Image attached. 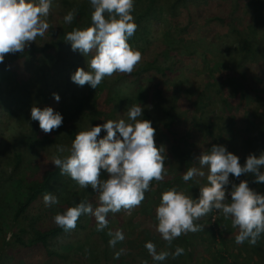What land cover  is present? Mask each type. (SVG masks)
Returning a JSON list of instances; mask_svg holds the SVG:
<instances>
[{
  "label": "trees",
  "instance_id": "trees-1",
  "mask_svg": "<svg viewBox=\"0 0 264 264\" xmlns=\"http://www.w3.org/2000/svg\"><path fill=\"white\" fill-rule=\"evenodd\" d=\"M72 9L74 19L66 23L63 17ZM91 12L89 0H53L45 18L50 25L45 34L29 42L22 52L6 53L0 63V108L20 128L4 149L11 164L10 174L0 171L2 263H22L23 251L33 253L35 259L45 255L70 258L63 249H70L71 243L62 238L86 228L87 214H81L75 228L69 230L53 219L45 223L42 214L54 211L55 206L57 212H63L81 200L91 202L89 188L66 187L67 193L55 206L33 212L44 193L60 194L72 180L50 162L56 145L70 147L77 131L114 119L119 112L125 115L127 107L135 103L142 105L143 117L152 121L157 146H165L166 172L162 180L150 181L143 201L127 209L128 215L113 219L115 213L110 212L104 230L89 231L85 252H80L82 248L74 251L79 261L264 264V233L255 244L247 240L237 244L238 229L221 210L213 209L194 220L202 225L200 230L182 233L171 244L156 231L155 220L164 190L175 187L198 197L207 169L203 168L204 177L184 181L182 176L188 167L198 168L200 154L212 144L226 145L240 157L241 164L249 153L259 155L264 150V0H134L132 15L137 27L128 39L141 53V59L131 73L106 75L97 88L71 80L78 67L87 70L91 53L87 57L73 51L65 40L73 28L91 23ZM194 63L192 73L174 83L172 72ZM127 82L132 93L121 92L120 86ZM166 83L171 88L174 83L170 93L165 92ZM143 84H147V92ZM54 92L59 93V101L54 99ZM33 104L52 106L62 114V124L49 133L43 132L39 122L31 119ZM99 135H105V130ZM101 175L106 177L107 173L102 169ZM243 179L264 194V182L256 183L253 174H241L239 178L230 174V181L239 183ZM125 211L122 208L118 212ZM117 228L124 232L125 239L110 247L108 229ZM147 241H152L158 252L168 251L170 255L154 262L144 246ZM176 246L184 251L173 258L171 252ZM121 248L124 251L116 257ZM98 259L102 262L97 263Z\"/></svg>",
  "mask_w": 264,
  "mask_h": 264
},
{
  "label": "clouds",
  "instance_id": "clouds-1",
  "mask_svg": "<svg viewBox=\"0 0 264 264\" xmlns=\"http://www.w3.org/2000/svg\"><path fill=\"white\" fill-rule=\"evenodd\" d=\"M53 0H0V63L6 53L24 51L29 42L43 36L50 25L46 21ZM91 23L76 27L66 33L65 40L71 43L73 51H79L87 59V70L78 67L71 80L83 86L88 83L97 88L102 79L114 72L131 73L141 59L139 50L129 43L136 30L132 15L134 0H89ZM75 10H69L63 17L68 23L74 19ZM59 101V93H53ZM32 120L39 122L40 129L49 133L63 122V116L52 106L39 107L33 104L30 110ZM126 119H104L102 124L85 127L76 132L70 147L56 145V154L51 163L60 168L61 174L69 175L81 188L91 186L96 194L95 206L81 200L68 206L63 212L54 215V221L65 230L76 226L81 214L95 218L96 230H104L109 220L108 214L138 206L149 189L150 181L162 180L165 146H157L154 140L155 128L150 119L142 114V105L133 103L127 107ZM105 135L100 136L101 130ZM99 137V138H98ZM201 168L188 167L182 179L205 176L206 182L199 186L198 197L193 198L185 191L169 188L161 193L155 209L156 231L169 244L182 233L200 230L202 225L194 220L211 210H221L225 218H231L237 244L245 240L255 244L264 233V194L249 186L247 179L236 183L230 181V174L239 178L250 173L256 183L264 182V150L259 155L249 153L243 164L240 157L223 144H212L198 158ZM107 176L101 175V170ZM231 184V187H227ZM230 195V199L228 195ZM228 200V202H226ZM46 207L56 205V195L46 192L43 195ZM110 247H115L125 239L124 232L117 228L108 229ZM145 248L154 262L164 261L170 253L157 251L152 241ZM124 251L119 249L115 256ZM184 249L176 246L171 252L173 258L181 255ZM147 264V261H142Z\"/></svg>",
  "mask_w": 264,
  "mask_h": 264
},
{
  "label": "rangeland",
  "instance_id": "rangeland-1",
  "mask_svg": "<svg viewBox=\"0 0 264 264\" xmlns=\"http://www.w3.org/2000/svg\"><path fill=\"white\" fill-rule=\"evenodd\" d=\"M185 64V63H183ZM181 66H184V68L182 67H179L176 69V72L173 71L172 74H171V77L174 78V83H179L183 80V78L187 75L184 76V74H187L189 75V72L192 71L195 69V63L193 65H188L185 66V65H181ZM181 71H183L181 73ZM178 72V73H177ZM190 73V74H191ZM193 76H195V74L193 73ZM142 81V79L140 80ZM173 83V84H174ZM172 84V88H173V85ZM129 85V82L125 83V84H122L120 86V89H121V92H124V91H127L129 90L130 93H132L133 89L130 88V86H127ZM145 92H147V84H143L142 85ZM166 86V87H165ZM165 87V92L167 93H170V90H172L171 88V85L168 83H166L164 85ZM128 91V92H129ZM193 94H191L190 96L187 97V100L190 101V99L192 98ZM215 107H217L215 105ZM2 108H0V171L2 169H4V173H6L5 175L7 176V174H10V163L8 164V161H7V155H5L4 153V149L7 148V143L9 141H12V134L17 132L20 128H18V124L15 122L14 118L10 117V115L7 113V115L4 114V112H2L1 110ZM216 113V111H214ZM126 113V112H125ZM119 115L118 116H115L114 119H118V118H127L126 117V114H121L120 112L118 113ZM180 120V123L181 121L183 120L182 118L179 119ZM103 123V122H102ZM179 123V124H180ZM10 167V168H9ZM202 167V166H201ZM199 167L198 165V168H201ZM9 168V169H8ZM206 169V168H205ZM69 181V184L68 186H63V189L61 188L62 192L60 194H57L56 192H54V195L57 196L58 198V201H60L61 197L67 193V188L66 187H71V188H79L80 186L77 184V182L75 180H68ZM89 188V191H90V199H91V203H93V205L95 206V202H96V194L93 192L91 186H88ZM36 207L33 208V212L35 213H38L40 212V210H37L39 209L40 207H45V204H44V201L43 199H41L39 202H37L35 204ZM55 206V205H54ZM57 208L55 206L54 208V211H47V212H43L42 216H43V220L45 223H48L49 221H52V219L54 220V213H57ZM125 213V214H124ZM52 214V215H51ZM129 214V210H126L125 212H117L115 213L114 218L113 219H120V217H124L123 215H128ZM109 218V216H107V219ZM86 224H88V226L86 228H78L76 229L75 231H72V234L67 236V237H64L62 238V240H68L70 243H71V248H66V249H63L65 251H63L64 254H70V258H67V257H64V255H62L61 257H55V256H52L51 258H48L46 255L43 256L42 258H33V253L29 252L27 253V251H23V253L21 254L23 257H25V259H22V263H19V264H85L87 262H85L84 260H80L76 257V255L74 254V251L76 250H80L81 248V253L85 252V249L87 248V243H89V231L92 229H96V221H95V218L93 216H91L90 214H87V221H86ZM9 234V232H8ZM0 241H1V238H0ZM70 245V244H69ZM69 247V246H68ZM4 257L5 255L1 252V249H0V264H3L2 262L4 261ZM19 258V257H18ZM26 261V262H25ZM102 260L100 261V259H98V262L97 263H101ZM6 264V263H4ZM10 264H12V262H10Z\"/></svg>",
  "mask_w": 264,
  "mask_h": 264
}]
</instances>
